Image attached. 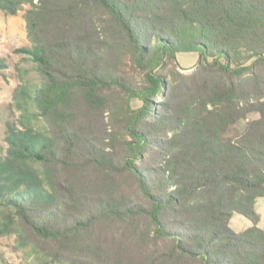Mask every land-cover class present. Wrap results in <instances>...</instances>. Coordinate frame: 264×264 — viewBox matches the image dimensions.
<instances>
[{
	"label": "trees",
	"instance_id": "16d2710c",
	"mask_svg": "<svg viewBox=\"0 0 264 264\" xmlns=\"http://www.w3.org/2000/svg\"><path fill=\"white\" fill-rule=\"evenodd\" d=\"M26 4L31 46L17 51L42 83L14 91L20 125L7 124L0 147V238L33 232L58 245L61 264H264L255 210L264 199V0H0V10ZM182 51L201 61L171 85L168 65ZM124 56L140 80L123 72ZM115 97L124 113L110 138L121 135L125 151L114 156L86 121L111 112ZM252 112L260 117L238 138H224ZM93 169L86 187L80 175ZM96 187L104 195L93 198ZM236 213L252 222L241 234L230 227Z\"/></svg>",
	"mask_w": 264,
	"mask_h": 264
},
{
	"label": "rangeland",
	"instance_id": "374dc122",
	"mask_svg": "<svg viewBox=\"0 0 264 264\" xmlns=\"http://www.w3.org/2000/svg\"><path fill=\"white\" fill-rule=\"evenodd\" d=\"M30 8L26 4L16 14L10 15L0 10V57L7 64V68L0 70V147L4 149V153L8 148L6 135L8 123H13L19 126V117L21 111L16 108L14 100V91L24 83L31 86L32 90L42 83L41 76L36 68V64L30 57L20 51L21 48L31 46V42L27 35V23L25 20V12ZM200 58L197 52L182 51L177 54L175 60H170L167 75L170 84L175 82L174 73L179 71L184 74H191L198 68ZM122 70L126 75H133L137 79H141L142 75L136 72L131 65L129 56H124L121 60ZM158 101H163V97L159 96ZM122 99L115 97L111 112L102 114L93 113L87 119V123L91 130L90 134L95 140V145L98 144L101 149L107 152H112L113 155L123 153L122 136L119 139L112 140L110 134L113 130H119V125L122 124L123 110L121 109ZM133 108H139L142 102L134 100L131 102ZM260 114L252 112L247 118H242L231 124L226 131L225 139H236L246 129L248 121L258 119ZM37 121V122H36ZM36 129L50 133L51 127L49 122L44 119L34 121ZM97 177V169L93 171H83L80 175L81 182L87 187L91 181L88 177L89 173ZM100 176V175H99ZM64 183L65 177L60 179ZM130 190V187L127 186ZM88 190V189H87ZM95 190L102 196L104 191L96 187L89 189L88 192L93 198L98 195ZM255 210L260 216L259 227H264V199L259 198L255 206ZM252 225V222L245 216L234 214L230 221V227L237 233L241 234L246 228ZM23 236L19 237L16 233L4 235L0 238V264H43V260H53V254H56L58 245L54 242H47L38 238L33 232L24 231ZM55 261V260H53ZM56 262V261H55ZM57 264H61L56 262ZM75 263L74 261L65 260L64 264Z\"/></svg>",
	"mask_w": 264,
	"mask_h": 264
},
{
	"label": "water",
	"instance_id": "95a60500",
	"mask_svg": "<svg viewBox=\"0 0 264 264\" xmlns=\"http://www.w3.org/2000/svg\"><path fill=\"white\" fill-rule=\"evenodd\" d=\"M165 89H167V86L165 87Z\"/></svg>",
	"mask_w": 264,
	"mask_h": 264
}]
</instances>
